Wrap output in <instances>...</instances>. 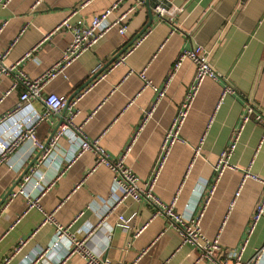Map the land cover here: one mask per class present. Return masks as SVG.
I'll list each match as a JSON object with an SVG mask.
<instances>
[{
	"label": "crops",
	"instance_id": "obj_1",
	"mask_svg": "<svg viewBox=\"0 0 264 264\" xmlns=\"http://www.w3.org/2000/svg\"><path fill=\"white\" fill-rule=\"evenodd\" d=\"M36 1L11 0L5 6L0 5V52L8 49L2 62L10 66L19 61L8 75H0V116L19 101L22 87L14 85L19 71L35 78L61 58L72 35L65 30L51 33L56 25L73 10L76 13L70 16L71 21L80 17L89 20L118 0H88L81 7L84 0H42L35 5ZM159 3L177 8L172 19L157 16L153 8ZM135 5L136 10L127 18L125 37L117 28L109 30L63 73L49 81L43 92L73 95L99 70L93 72L98 64L103 67L127 47L123 61H114L80 91L83 94L73 123L82 125L89 140L97 138L110 157L120 154L137 132L125 161L138 176L145 178L193 80L195 65L191 60H182L174 69L178 56L183 49L195 45L209 49V62L222 78H205L201 82L181 127L185 142L171 147L154 189L164 203L176 197L174 210L185 212L195 186L201 181L212 182L213 165L239 124L244 102L250 100L264 112V0H120L103 26ZM149 21L150 26L136 39ZM29 51L30 55L24 56ZM140 71L154 85L163 84L172 74L164 96L147 116L145 112L151 107L155 93L151 87L142 88ZM226 84L233 87L234 93L221 97ZM31 104L39 112L44 110L38 100ZM60 113H52L48 121L37 126L39 142L48 140ZM263 132V124L254 120L244 124L229 158L235 168L225 169L204 208L201 232L210 239L217 236L223 249L238 248L264 192L260 181L250 177L243 180L246 170L264 179ZM201 140L200 153L195 155L194 149ZM73 146L66 141L58 144L57 159L41 168L44 179L54 175L59 161L61 166L67 164L65 156L73 151ZM34 147L31 141H24L0 163V199L34 157ZM94 165L95 156L90 151L72 161L41 195L42 210L52 213L57 222L77 235L87 225L94 226L89 244L101 257L106 253V258L115 264H220L201 258L191 244L182 243L181 235L169 226L168 218L156 213L155 207L144 198L128 199L101 216L103 207L96 199L108 197L112 173L104 165L95 168ZM30 182L31 188L34 182ZM18 185L19 182L12 191ZM120 214L131 218L129 230L116 225ZM43 217L36 208H28L22 196L6 199L0 207V263L10 256L7 264H58L52 257L55 250L39 256L54 233L51 223L40 225ZM143 225L140 233L133 236V230ZM109 231L107 239L105 234ZM263 239L264 215L249 237L243 259H248ZM21 240L24 242L18 252L11 254ZM217 258L229 260L224 253L217 254ZM59 264H84V261L79 254H73Z\"/></svg>",
	"mask_w": 264,
	"mask_h": 264
},
{
	"label": "built area",
	"instance_id": "obj_2",
	"mask_svg": "<svg viewBox=\"0 0 264 264\" xmlns=\"http://www.w3.org/2000/svg\"><path fill=\"white\" fill-rule=\"evenodd\" d=\"M9 1L11 0H0V5L5 6ZM40 1L42 0H37L35 5ZM87 1L88 0H84L79 7L83 6ZM119 2L120 0L116 1L110 7L104 9L99 14L94 15L89 20L80 17L71 21L70 16L76 13V10H73L71 15L61 21L51 31V33H54L56 31L65 30L69 31L72 35V39L63 51L61 58L35 78H29L21 71L16 74L17 80L14 85H20L22 91L19 95L17 105L0 116V163L5 161L8 154L14 151L17 146L27 140L31 141L35 146L34 149H36V152L39 150L41 151V154L38 156L35 164L32 165L22 176L19 185L11 192L8 200L16 196H22L27 201L28 208H36L43 213L44 217L40 225L49 222L54 226V233L50 243L46 249L40 250L39 256H42L46 251L53 252L55 250V254H53L52 257H55L58 264L68 260L73 254H79L82 257L84 264H115L107 258L102 259L101 253L95 251L89 244L88 239L91 237L90 235L94 226L87 225L82 229V232H80L79 235L69 232L66 226L57 222L53 218L52 213H45L39 205V199L45 189L61 175L72 161L84 152L90 151L95 156L94 168L98 165H104L112 173V181L108 197L106 199H96L103 207L101 216H104L113 208L121 205L128 199L140 201L144 198L148 203L155 207L156 213L162 214L168 218L169 226L179 232L182 238V243L191 244L200 252L201 258H206L211 262H219L220 264H264V239L261 246L255 249L254 253L248 259H243V253L249 237L253 233L260 218L264 215V192L254 207L253 214L247 225L245 236L238 248L223 249L219 244L217 236L210 239L206 237L200 229V220L204 208L210 201L217 181L225 169L235 168V166L230 164L229 158L239 139L244 124L250 120H254L264 126V112L254 102L250 100L244 102L239 117V124L233 129L229 142L222 149L216 163L213 165L212 182L201 181L195 186L193 189V197L185 212H176L174 210L176 197H174L169 203H164L154 192L157 179L166 163L171 147L177 142H185V139L180 132L181 127L184 124L201 82L205 78H211L214 80L222 78V75L217 73L209 62V49L203 45H195L183 49L178 56L174 69L180 65L182 60H191L195 65L193 80L186 90L171 125L164 133L155 163L149 175L145 178L138 176L125 161L137 132L132 135L130 141L120 154L115 157H110L106 150L99 145L97 138L89 140L83 131L82 125L73 123V118L78 113L77 103L83 92L77 93L70 100H68V97L62 95L43 92L45 85L49 81L55 78L58 74L63 73L65 68L72 61L96 44L109 30L117 28L120 35L124 37L127 35V18L136 10L138 5L129 7L126 11L111 20L107 25L103 26L104 21L118 7ZM141 2L142 1H139L138 4H141ZM176 10L177 8L167 7L163 3H159L153 8V11L160 19H172ZM1 30L2 25L0 26V32ZM23 30L24 28L21 29V32ZM46 37H48V35L44 38ZM7 53L8 49L0 52V75H8L13 68H17L19 65V61L10 66L5 65L2 60L6 57ZM29 55L30 51L25 53L24 56ZM124 57L125 55L122 53L115 62L119 63L123 61ZM100 67L101 65L98 64L93 72L100 69ZM171 75L172 74L169 75L163 84L154 85L152 81L145 76L144 71L139 72V76L143 80L142 88L151 87L155 93V99L151 104V107L145 112L146 116L151 114L157 101L164 96ZM93 81L91 83H93ZM231 93H234L233 87L226 84L221 93V97L225 94ZM34 100H38L43 104L44 110L42 112H39L32 107L31 103ZM63 109H66L67 113H65L62 124L48 139L47 143L39 142L36 138L37 126L42 122L48 121L52 113L57 114ZM141 126L142 124L138 129H140ZM62 141L74 145L73 151L66 153L65 161L67 164L61 166L63 164L59 161V166L55 167L56 172L54 175L48 179H44V176L41 175V168L46 164H52V162L57 159L58 144ZM201 144L202 140L194 149L195 155L200 153ZM246 177L253 178L264 184V179L256 177L248 170L244 171L243 180ZM43 179L46 181H43ZM31 180H33L34 184L30 188L29 185L32 183L30 182ZM235 195H238V191ZM232 203L233 201L231 202V205ZM88 207H91V205H88ZM196 210L197 212L195 213ZM130 219L131 218H125L120 214L117 217L116 225L125 230H129ZM144 227L145 225L134 229L133 236L138 235ZM105 237L110 239V231L105 234ZM23 242L24 241L21 240L19 245L13 248L11 254L18 252L20 245L23 244ZM219 253H224L229 260H218L217 254ZM9 258L10 256L4 257L0 264H7Z\"/></svg>",
	"mask_w": 264,
	"mask_h": 264
},
{
	"label": "water",
	"instance_id": "obj_3",
	"mask_svg": "<svg viewBox=\"0 0 264 264\" xmlns=\"http://www.w3.org/2000/svg\"><path fill=\"white\" fill-rule=\"evenodd\" d=\"M152 11L149 10V14L150 16H152ZM151 21V19H150ZM150 21L148 22L147 25H145V27L140 31V33L136 36V39L138 37H140V35H142L145 30L150 26ZM132 44V42H131ZM130 44V45H131ZM129 45V46H130ZM127 47L123 48L121 51H119L118 53H116L103 67H101L98 71H96L73 95L68 97V100H70L73 96H75L77 93H79L82 89H84L86 86H88L97 76H99L104 69H106L107 67H109L114 61H116L119 56L125 52ZM65 113H66V109H63L60 113V116L58 117V123L54 126V128L52 129L50 136L48 137V139L55 133V131L57 130V128L62 124L64 117H65ZM48 141V140H47ZM47 141L45 143H47ZM41 154V151H37L36 154L34 155V157H32V159L29 161V163L27 164V166L25 167L24 171L21 173V175L17 178V180L15 181V183L13 184L12 187H10L6 193H4V195L1 197L0 199V207L5 203L6 199L9 197V195L11 194L13 188L15 187V185L19 182V180L22 178V176L30 169V167L32 165L35 164L38 156ZM107 254L104 253V255L102 256V259L106 258Z\"/></svg>",
	"mask_w": 264,
	"mask_h": 264
}]
</instances>
